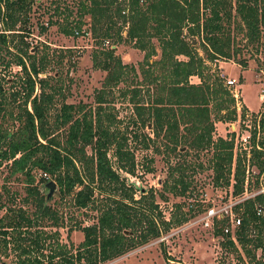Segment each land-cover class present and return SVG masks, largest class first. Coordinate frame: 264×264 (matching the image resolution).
<instances>
[{
	"label": "trees",
	"instance_id": "16d2710c",
	"mask_svg": "<svg viewBox=\"0 0 264 264\" xmlns=\"http://www.w3.org/2000/svg\"><path fill=\"white\" fill-rule=\"evenodd\" d=\"M30 5L31 0H0V49L7 48L14 36H19L21 41L22 35H15L21 33L15 32L23 29L16 25L26 23ZM58 6L53 7L56 14L60 12ZM60 8L64 13L63 7ZM76 12V19L67 20L71 11L65 7L63 23L49 22L65 36L74 37L87 30L98 39L91 62L105 74L94 95V108L61 103L50 121L48 110L53 94H60V86L52 87L50 76L38 77L41 72L45 73L48 59L45 53L37 58L35 52L28 54L26 43L23 47H14L10 62L19 66L21 73L18 89L9 93L8 100H4L0 84V166L8 161V174L24 175L27 187L22 202L27 203L31 197L34 203L33 219L22 207H8L0 216V253L7 255V246L11 244V249L17 250L13 264L103 263L159 237L171 226L181 225L187 220L186 213L191 211L188 205L186 211H171L165 220L150 189L138 188L139 198L133 197L136 187L126 176L134 174L133 153L126 146L125 133L119 134L113 128L118 120L108 108L113 102V88L126 82V69L134 76L136 73L133 65L121 63L111 43H129L142 52L138 64L140 81L132 87L125 84L119 93L122 97L129 94L132 124L152 131L153 137L132 131L134 141L140 136L142 148H147L149 142L154 143L160 137L166 154L180 156L188 151L195 154L207 151L206 168L211 171L212 185L231 186L232 195L242 191L246 165L248 172L254 170L251 176L256 186H260V176V184L264 185V109L251 113L253 126L249 130L247 150L234 153L233 132L226 137H213L214 120L231 122L236 112L223 75L210 69L212 62L233 59L237 51L228 32L231 22L236 23L237 31L242 32L246 42H258L264 28V0H78ZM84 15L89 18L86 29ZM6 31L14 35L8 39ZM193 38L196 41L192 44ZM154 41L159 55L152 60L156 54ZM236 63L245 69V59ZM3 64L7 66L9 61ZM191 76L199 81L190 82ZM35 86L38 93H34ZM48 88L50 92L46 91ZM16 98H20L18 112L12 115L11 104ZM261 106L264 107V102ZM246 111L241 105V117ZM6 115L16 122L14 130L3 126ZM65 125V138L61 142L51 131ZM87 146L89 154L85 152ZM158 147L154 145V152H158ZM180 147L184 149L181 152ZM109 150L115 160L114 167L107 155ZM198 166L202 167L200 163ZM145 168L151 170V167ZM186 169L187 165L182 163L169 165L162 189L172 195L187 194ZM31 170L46 173L47 180L56 184L57 195L62 199L70 196V204L76 209L96 212L95 222L76 223L67 229L82 233V240L74 250L71 243L58 242L56 231L51 235L56 237L54 242L48 245H43L42 231H30L44 216L57 225V217L41 193V183L32 184ZM94 190L101 195L97 199ZM174 207L180 208L179 204ZM257 208L262 212L256 214ZM232 209L239 217L233 230L234 240L246 256L253 258V251H264V192L236 203ZM224 219L227 218L216 222ZM215 233L222 234V230L215 229ZM224 237V243L235 250L230 234L225 233ZM45 246L46 255L41 252ZM34 252L37 255H31ZM160 252L165 264H177L166 253L163 243H160Z\"/></svg>",
	"mask_w": 264,
	"mask_h": 264
},
{
	"label": "rangeland",
	"instance_id": "374dc122",
	"mask_svg": "<svg viewBox=\"0 0 264 264\" xmlns=\"http://www.w3.org/2000/svg\"><path fill=\"white\" fill-rule=\"evenodd\" d=\"M77 1L31 0L30 11L26 14V23H17L16 25V28L23 29L22 32H15L21 33L15 34L22 35L21 41L19 36H14L13 40L7 43L6 50L4 48L0 49V84L4 91V100H8L9 93L12 90L18 89L19 86L20 68L14 62H10L16 50L14 47L15 45L23 47L26 43L28 54L35 52L34 55L37 58L39 55L45 53L48 59L45 73L41 72L38 74V77L50 76L52 78L49 80V84L52 87L60 86V94H53L52 103L48 110L50 121L61 103H71L74 105L79 103L86 108L95 107L94 95L97 89H99L105 74L104 71L94 68L91 62V53L99 45V43L95 42L98 39L92 37L87 30H85L84 34H78L74 37L65 36L58 31L55 24H50L49 22L55 20L60 24L63 23L65 7L71 11L69 16H67V20H71L73 17L76 19ZM56 4L59 5L58 9L60 11H57V14L53 8ZM60 7H63L64 13H61ZM83 19L86 21L85 26H83L86 29L85 27L88 25L89 18L87 15H84ZM235 24V22H231L228 29L232 40V47L237 49L233 59H218L210 64V69L221 76L223 75L224 83L227 78H234L236 82L232 87H229V90L235 89L240 107L244 105L242 104L243 101L251 110L259 112L264 109L263 106L260 107V103L264 102V28L261 29V37L258 42L251 44L245 41L242 32L237 31ZM41 26L44 27L43 30H41ZM5 33L8 35V39L11 38L10 35H14L7 31ZM192 40L196 41V38ZM108 41L111 42V39ZM154 43L156 54L151 57L152 60L157 59L159 55V48L155 41ZM109 45L114 49V53L119 56L121 63L133 65L136 76L126 69L125 84H128L129 87L136 85V82L141 79L138 64L142 59V52L131 47L129 43H111ZM5 51H8V53ZM197 52L203 56L199 48H197ZM242 59L246 60L245 69H241L236 63ZM6 61H9V64L4 66L3 62L5 63ZM239 76L242 77L240 79L241 82L238 79ZM189 81L196 83L199 80L196 76H191L189 77ZM125 84L119 83L117 87L113 88V102H111L108 111L113 113L115 119L118 120L113 128L115 127L119 134L125 133L128 138L126 146L133 153L134 174L126 175L129 181H134L136 187L133 197L139 198L141 190L150 189L158 210L165 220L169 218L171 211L174 213L186 211L188 205H190L191 211L186 213L187 220L181 225L171 226L168 231L163 232L159 237L136 246L118 257L98 264H165L160 252V243H163L166 253L177 264H264V251H260L259 249L253 251L254 257L251 258L242 252L236 242L234 243L236 245L235 250L224 243L225 233L223 232V228L225 224L229 225L228 218L222 222H216V220L223 218H214L211 224L208 217L204 218V214L208 208L214 207L216 209L228 203L229 197V188L212 185L211 171L206 168V159L209 156L207 151L204 150L197 154L188 151L184 156L172 153L166 154V150L163 148L164 140L160 137L154 143L149 142L147 148H142V144L139 142L140 136L135 141L132 139V131L137 134L146 133L150 137H153V135L149 127L141 128L132 124L131 119L134 116L132 104L128 100L129 94H126L124 97L119 94L125 88ZM140 89L143 96L144 86ZM46 91L50 92L51 89L48 88ZM34 93H38L37 86H35ZM19 101L20 98H16L11 104L13 107L12 115L18 112L17 104H19ZM233 106L236 110L235 103ZM246 110L249 115V110L247 108ZM235 112L237 114V111ZM255 112L252 111L250 113ZM237 119L236 115V118L231 122L214 120L213 136L216 137L218 133H223L225 130L226 134L230 132L234 133V143L236 141L243 143L240 137L248 135L249 132L244 129V117L239 116V121ZM246 123L249 125L248 130L252 129V120L250 119ZM221 124L227 125L221 126ZM3 126L9 130H14L16 122L11 121L6 115ZM51 132L54 137L63 142L66 125ZM248 144L249 138H246L245 149ZM154 145L159 146L157 153L154 152ZM240 149L242 150L243 148L237 145L235 151H239ZM183 150L180 147L179 151ZM85 152L87 154L90 153L88 146L85 148ZM107 155L112 167H114L115 160L111 156V150L108 151ZM149 159H151L150 163L148 162ZM176 163L187 165L184 173L186 179L189 181L187 189L189 192L183 196L172 195L162 189L169 165ZM198 163L202 167H199ZM145 167H151V170L147 171ZM39 173V170H31V174L33 175L32 184L41 183V186L45 181L41 180L40 182L42 177L39 176ZM248 179L249 193H256L260 186H256L251 174H248ZM26 187L24 175L20 173L8 174V161H4L0 166V216L8 207L13 209L22 207L32 217L34 203L31 201V197H29L27 203L22 202V199L26 196ZM138 188L141 190L139 191ZM41 193L45 198L46 189L41 188ZM160 193L163 195L162 197L159 195ZM57 194L58 189L56 186L54 194L46 199L47 205L57 217V225L54 226L52 224L53 219L44 216L37 220V225L31 227L30 231L38 230L43 232L42 234L45 236L43 245L53 243L57 237L59 243L65 245L71 243L74 250L75 246L82 240V233L76 229L68 232L67 229L69 227L72 229L76 223L87 225L95 222L96 212L92 209L78 210L70 204V196L62 199ZM100 196L94 190V197L97 199ZM175 204H179V210L174 207ZM232 215H236L233 209ZM215 229H221L222 234H216ZM53 231L57 232L55 238L51 236ZM233 241H235L234 237ZM7 247V251L5 252L7 255L4 256V254L0 253V264H13L17 259V250H12L11 244ZM41 252L46 255L48 253L47 246L43 247ZM33 254L37 255L35 252L31 255Z\"/></svg>",
	"mask_w": 264,
	"mask_h": 264
},
{
	"label": "built area",
	"instance_id": "2783aa9c",
	"mask_svg": "<svg viewBox=\"0 0 264 264\" xmlns=\"http://www.w3.org/2000/svg\"><path fill=\"white\" fill-rule=\"evenodd\" d=\"M235 82H236V80L234 78H227L225 80V83L224 84H225V86L227 88H229V87H232ZM229 91H230V93H231V95H232V97L234 99L235 108H236L235 111H237V114L236 115L238 117L237 121H239V116L241 117V115H240L241 107H240V104H238V101H237L236 91H235V89H231ZM243 117H244V121H245V123L243 125L244 126V129H246L249 132V130H250V129L248 130L249 125L246 122H248L251 119V113L249 112V115H248V113L246 111L245 114L243 115ZM246 138L247 139L249 138V133H248V135H245L243 137H240V140L243 143L237 142V141H236V143H234V148H233V152L234 153H235V149H236V146L237 145H239L243 149H245ZM235 139H236V137H235ZM233 140H234V138H233ZM245 150H247V147H246ZM234 153H233V155H234ZM252 173H254V170L251 169V172H248V167L246 165L245 178H244V181H243L242 191L240 193H238L237 195H232V193H231V186H229L228 187L229 188V190H228L229 191L228 203H226V204H224V205H222V206H220V207H218L216 209H214V207H210V208H208L206 210V212L204 214L205 215L204 218L205 217H208L210 224L213 222V219L214 218H217V219H220V218H228L229 225L228 224H225V226L223 228V232L224 233L231 234V240H233V237H234L233 236V229L239 223V217L236 216V215H232V206L235 205L238 202H241L244 199H247V198L252 197L253 195H255L257 193H263L264 192V185H261L260 184V180H261V176H260L258 178L259 185H260L259 190L256 193H249V190H248V182L249 181H248L247 178H248V174L250 175ZM39 176L42 177V178H44V179H46V180L48 178V176L44 172H40L39 173ZM230 200H232V201H230ZM261 212H262V210L260 208H257L256 214H259ZM233 242H235V241H233Z\"/></svg>",
	"mask_w": 264,
	"mask_h": 264
},
{
	"label": "water",
	"instance_id": "95a60500",
	"mask_svg": "<svg viewBox=\"0 0 264 264\" xmlns=\"http://www.w3.org/2000/svg\"><path fill=\"white\" fill-rule=\"evenodd\" d=\"M191 43L193 44L194 41L192 40ZM148 126H149V125H148ZM41 187H42L43 189H46V193H45V201H46V199L50 198V196H51L52 194H54V192L56 191V184H55L54 181H52V180H47V181H45V182L41 185Z\"/></svg>",
	"mask_w": 264,
	"mask_h": 264
},
{
	"label": "crops",
	"instance_id": "0c3cea01",
	"mask_svg": "<svg viewBox=\"0 0 264 264\" xmlns=\"http://www.w3.org/2000/svg\"><path fill=\"white\" fill-rule=\"evenodd\" d=\"M240 71H243V70H240ZM241 78H242V77H241ZM242 104H244L245 108H247V109L249 110V112H252V111L255 112V110H251L249 107H247L243 101H242ZM218 123H220V122H218ZM225 125H227V124H225ZM225 125L221 124V126H225ZM229 128H230V127H229ZM226 135H227V134H226L225 130L223 131V133H218V134H217V136H221V137H225ZM213 137H214V136H213Z\"/></svg>",
	"mask_w": 264,
	"mask_h": 264
}]
</instances>
